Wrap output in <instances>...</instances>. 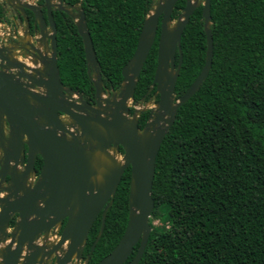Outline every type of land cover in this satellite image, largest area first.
Wrapping results in <instances>:
<instances>
[{"label": "water", "instance_id": "1", "mask_svg": "<svg viewBox=\"0 0 264 264\" xmlns=\"http://www.w3.org/2000/svg\"><path fill=\"white\" fill-rule=\"evenodd\" d=\"M57 1L44 0L39 5L32 0H5L27 30L30 21L26 10L33 13V38L27 30L24 36L34 43L21 39L8 48L0 45V264H80L83 259L82 264H88L127 167V224L113 249L95 264H124L138 244L127 262L137 264L151 231V188L158 150L178 107L199 89L211 68L210 0L200 2L206 35L205 62L177 99L174 90L183 58L181 36L198 0H186L175 19L172 12L177 0L154 1L136 48L121 68L122 81L117 89L103 85L80 3L68 6ZM54 9L64 11L76 23L87 74L95 88L93 103L60 80ZM159 17L151 83L158 98L140 128L138 118L144 110L133 106L130 112L129 102L154 43ZM17 51L26 58L17 59ZM120 147L122 162L116 156ZM95 152L102 158L97 166L93 165ZM37 156L42 158V166L35 179ZM99 213L98 234L83 258L89 230Z\"/></svg>", "mask_w": 264, "mask_h": 264}, {"label": "trees", "instance_id": "2", "mask_svg": "<svg viewBox=\"0 0 264 264\" xmlns=\"http://www.w3.org/2000/svg\"><path fill=\"white\" fill-rule=\"evenodd\" d=\"M62 1L68 6L80 3L103 85L117 89L121 68L132 56L155 0ZM183 5V0L177 2L173 18ZM201 13L199 6L181 36L183 58L175 84L176 99L205 62ZM26 14L31 22L33 13L26 10ZM52 14L60 80L93 103L95 88L87 74L76 23L64 11L54 9ZM0 21L10 22L1 4ZM210 21L211 68L199 89L178 107L158 150L151 216L164 223L154 226L149 222L151 231L137 264H264V0H210ZM156 59L157 38L139 74L132 104L153 97L155 87L150 88ZM148 112L139 115L140 128ZM119 150L123 153L121 147ZM41 164L38 159L36 172ZM129 184L127 167L88 264L101 260L122 236L128 219ZM100 225L101 213L89 230L83 258ZM137 247L135 244L124 264Z\"/></svg>", "mask_w": 264, "mask_h": 264}, {"label": "flooded vegetation", "instance_id": "3", "mask_svg": "<svg viewBox=\"0 0 264 264\" xmlns=\"http://www.w3.org/2000/svg\"><path fill=\"white\" fill-rule=\"evenodd\" d=\"M28 1H31V0H28ZM35 4H38L37 3V1L36 0H32ZM179 0H177L176 2H175V5H174V7H173V12H174V10H175V6H176V4H177V2H178ZM184 1V5L181 7V8H179L178 9V14H177V16H176V18L178 17V15L181 13V11H182V9L184 8V6H185V4H186V0H183ZM202 0H198L197 2V6L195 7V9H197L199 6H201L202 4L200 3ZM0 4L3 6V8L5 9V11H6V13H7V16L9 17V20H10V22H2V21H0V24L2 25H0V45H2V46H4V47H6V48H8V47H11V46H13V45H16L17 43H20L19 42V40H21V39H25L26 41L28 40V41H30V42H32V43H34L33 42V40L32 39H29V37H26V36H24V31L25 30H27V28H25L26 26H25V24H24V22L21 24L20 22H19V19H17L16 18V16H15V12H14V10L10 7V6H8L6 3H5V0H0ZM39 5H42V4H39ZM195 9L193 10V12L195 11ZM42 10H43V7H42ZM173 12H172V15H173ZM192 12V13H193ZM44 14H45V12H43ZM175 19V18H174ZM15 22H17V23H15ZM32 22H33V20L30 22V27H29V29L27 30V32H29V34H30V36L33 38V34H34V32H33V26H32ZM56 25V24H55ZM159 25H160V17H159V20H158V26H157V30H156V36H155V39L157 38V40H158V36H159V32H160V27H159ZM6 26H8L9 28H10V35L8 36V35H5L4 36V32H5V30H4V28L3 27H6ZM22 27L23 26V28H25V29H23V30H21V33H19V27ZM19 35V36H18ZM155 41V40H154ZM17 54H16V58L17 59H24V58H26V55H23V54H21V51H17L16 52ZM21 55V56H20ZM6 129V128H5ZM38 159H41L42 160V158L40 157V156H37L36 157V161H35V166H36V162H37V160ZM35 166H34V168H35ZM41 166H42V164H41ZM40 169H41V167H40ZM40 171V170H39ZM39 171L38 172H36V169H35V175H34V177H35V179L38 177V174H39Z\"/></svg>", "mask_w": 264, "mask_h": 264}, {"label": "rangeland", "instance_id": "4", "mask_svg": "<svg viewBox=\"0 0 264 264\" xmlns=\"http://www.w3.org/2000/svg\"><path fill=\"white\" fill-rule=\"evenodd\" d=\"M54 2L57 3L58 1L54 0ZM72 11H73V9H72ZM24 33H25V31H24ZM155 102H156V100L154 99V97H151L147 101H144V100L142 101V99H141L138 103L132 104V101H130L129 103H130L131 107L136 106L139 109L146 110V109L152 108L154 106ZM116 156H117L118 161L122 162V153H120V151L118 154H116ZM149 222H151V224H153L154 226H160L162 223H164L163 220L161 222L159 219L153 218L152 216L149 217ZM83 260L81 261L80 264H82Z\"/></svg>", "mask_w": 264, "mask_h": 264}, {"label": "bare ground", "instance_id": "5", "mask_svg": "<svg viewBox=\"0 0 264 264\" xmlns=\"http://www.w3.org/2000/svg\"><path fill=\"white\" fill-rule=\"evenodd\" d=\"M111 153H112V150H111ZM93 157V165L94 166H97L99 164V161L100 160V163L102 161V158L100 157V153L99 152H95L94 155L92 156Z\"/></svg>", "mask_w": 264, "mask_h": 264}, {"label": "crops", "instance_id": "6", "mask_svg": "<svg viewBox=\"0 0 264 264\" xmlns=\"http://www.w3.org/2000/svg\"><path fill=\"white\" fill-rule=\"evenodd\" d=\"M15 23H17V22H15ZM18 24V23H17ZM1 25V24H0ZM2 26V25H1ZM4 28V30H5V32H4V36L5 35H10V28L8 27V26H6V27H3ZM26 28V27H25ZM25 28H23V26L21 27H19V33H21V30H23V29H25ZM25 32H26V30H25Z\"/></svg>", "mask_w": 264, "mask_h": 264}, {"label": "clouds", "instance_id": "7", "mask_svg": "<svg viewBox=\"0 0 264 264\" xmlns=\"http://www.w3.org/2000/svg\"><path fill=\"white\" fill-rule=\"evenodd\" d=\"M152 89V88H151ZM150 92V91H149ZM148 94V93H147ZM153 97H155V95H153ZM157 101V100H156Z\"/></svg>", "mask_w": 264, "mask_h": 264}]
</instances>
